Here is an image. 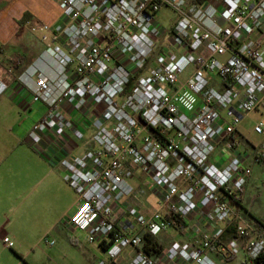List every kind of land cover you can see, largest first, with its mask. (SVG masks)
Listing matches in <instances>:
<instances>
[{
	"label": "built area",
	"instance_id": "obj_1",
	"mask_svg": "<svg viewBox=\"0 0 264 264\" xmlns=\"http://www.w3.org/2000/svg\"><path fill=\"white\" fill-rule=\"evenodd\" d=\"M60 6L59 21L28 25L45 47L18 80L47 107L29 131L33 143L53 131L86 137L64 103L98 113L95 146L61 161L77 193L70 221L105 251L94 264H122L129 249L127 264H218L211 252L226 260L244 252L243 264H264V226L240 207L252 167L237 137L264 104V0ZM163 7L177 15L168 28L157 17ZM254 129L264 133V117ZM262 159L256 151L253 160ZM137 170L158 196L151 213L123 204ZM116 211L127 215L120 223ZM192 222L206 228L193 243L156 255L144 249L145 233L184 231ZM230 228L236 235L225 239Z\"/></svg>",
	"mask_w": 264,
	"mask_h": 264
},
{
	"label": "crops",
	"instance_id": "obj_2",
	"mask_svg": "<svg viewBox=\"0 0 264 264\" xmlns=\"http://www.w3.org/2000/svg\"><path fill=\"white\" fill-rule=\"evenodd\" d=\"M61 15L60 0H0V44H10L20 29L29 28L30 23L53 24L59 21ZM20 21H26L23 27ZM25 58L23 62L16 64L9 60L7 53L0 55V87H6L0 94V150L5 151L4 156V153H0V239L11 233L14 239L20 242L17 230H23V237L37 234L39 239H44L46 235L55 238L67 236L69 240L77 241L82 234L70 221L76 209L77 193L64 179L61 161L67 154L71 157L82 155L95 146L93 135L98 128V113L78 111L64 103L63 108L67 115L84 129L86 137L76 140L70 131L64 135L53 131L48 133L41 143H33L29 131L46 112L47 107L42 102H34L28 88L18 80L19 75L36 57L32 58L26 54ZM239 134L240 131L237 137ZM7 136H10V141ZM248 153L250 163L256 152ZM219 164L223 165L224 162ZM248 183L242 194L240 207L253 222L264 226V221L251 209L254 198L248 195ZM155 203L153 209L145 213H151L157 206V201ZM138 206L141 207L140 204ZM40 208L45 213L47 226L44 232L42 229L35 232V224L32 223L28 228L25 223L32 220L34 213ZM115 215L120 217L119 223L127 217L120 211H116ZM10 224L12 228L9 232L3 230V226ZM205 229L203 224L192 222L184 231L170 229L159 237L165 241L167 249L174 244L193 243L201 237ZM232 229L228 235L226 233L229 229L227 230L225 239L236 235L234 228ZM99 248L105 253L102 246L99 245ZM132 254V249L127 250L121 260L122 264H127ZM241 254L243 261L244 252ZM210 255L216 261L222 259L215 252ZM99 257L102 256H96L95 261Z\"/></svg>",
	"mask_w": 264,
	"mask_h": 264
},
{
	"label": "rangeland",
	"instance_id": "obj_3",
	"mask_svg": "<svg viewBox=\"0 0 264 264\" xmlns=\"http://www.w3.org/2000/svg\"><path fill=\"white\" fill-rule=\"evenodd\" d=\"M157 17L167 28L177 20L175 12L168 7H163ZM0 47V55L7 53L9 60L15 63L16 61L23 62L26 59V54H29L32 58L34 56L38 57L45 46L39 39L38 34L24 27L11 39L10 44H5V46L0 44ZM263 117L264 104L247 115L241 123L239 127L241 134L238 135V139L240 142L239 149L242 152L254 153L257 151L264 155V133H257L254 129L257 122ZM7 137V140L10 141V136ZM4 152V149L0 150L1 155ZM4 155L5 153L2 156ZM8 155H10V152ZM250 164L252 177L248 183V195L254 198L251 209L264 221V156L262 161L252 160ZM134 173L131 180L134 193L124 196L123 200L125 201L123 204L124 206L140 204L142 211L149 212L153 209V204L157 201L158 196L149 186L145 175H142L140 171ZM32 223L37 227L35 232L40 229L43 232L46 230L45 213L41 208L36 210L34 218L25 224L30 228L33 225ZM11 228V224L3 226V230L6 232H9ZM17 231L20 234V242L16 241L11 233L6 234L14 242L13 248L4 246L2 238L0 239V264H93L96 256L105 255L97 243L89 242L83 234L78 237L77 241H71L67 236L55 238L49 235L50 241L55 242L54 245L50 246L45 239H39L38 234L23 237L21 234L24 231ZM242 257L243 255L240 253L232 260L221 259L217 262L218 264H243Z\"/></svg>",
	"mask_w": 264,
	"mask_h": 264
},
{
	"label": "trees",
	"instance_id": "obj_4",
	"mask_svg": "<svg viewBox=\"0 0 264 264\" xmlns=\"http://www.w3.org/2000/svg\"><path fill=\"white\" fill-rule=\"evenodd\" d=\"M205 1L206 0H192V3L202 4ZM25 23H26V21H20V24L22 27L25 25ZM231 230L233 231V229L230 228L226 234L228 235L231 232ZM143 247L147 252H149L153 255H156V254L161 253L165 249L166 243L159 236H155V235H152L150 233H145L144 234ZM232 259H234V258H231L229 260H232Z\"/></svg>",
	"mask_w": 264,
	"mask_h": 264
}]
</instances>
